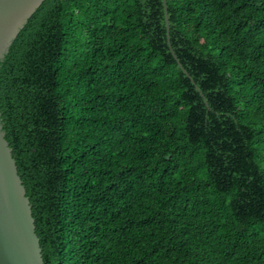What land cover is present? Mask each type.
Here are the masks:
<instances>
[{
    "label": "trees",
    "instance_id": "trees-1",
    "mask_svg": "<svg viewBox=\"0 0 264 264\" xmlns=\"http://www.w3.org/2000/svg\"><path fill=\"white\" fill-rule=\"evenodd\" d=\"M166 3L45 0L0 64L44 264H264V0Z\"/></svg>",
    "mask_w": 264,
    "mask_h": 264
},
{
    "label": "water",
    "instance_id": "water-1",
    "mask_svg": "<svg viewBox=\"0 0 264 264\" xmlns=\"http://www.w3.org/2000/svg\"><path fill=\"white\" fill-rule=\"evenodd\" d=\"M43 2L45 0H0V64ZM164 6L169 31L166 0H164ZM172 53L178 60L173 50ZM0 264H44L31 203L18 174L13 150L6 140L1 118Z\"/></svg>",
    "mask_w": 264,
    "mask_h": 264
}]
</instances>
